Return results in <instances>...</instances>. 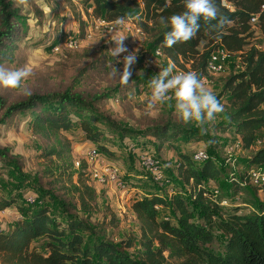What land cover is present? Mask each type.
<instances>
[{
	"label": "trees",
	"instance_id": "1",
	"mask_svg": "<svg viewBox=\"0 0 264 264\" xmlns=\"http://www.w3.org/2000/svg\"><path fill=\"white\" fill-rule=\"evenodd\" d=\"M215 2L220 5V0ZM224 2L227 7H221V12L228 16L231 23L222 33L217 34L201 20V28L194 38L169 48L164 46L163 40L170 26L161 24L159 19L181 13L184 10L183 0H82L87 10L92 8L93 15L108 21L141 14L137 25L146 34L152 33L154 36L148 53L160 47L167 60L186 71L192 69L200 77L207 74L209 54L219 44L230 51L241 52L243 70L226 79L219 97L228 94L230 123L224 131L234 126L243 148L250 149L264 129V48L252 42L254 30L250 19L253 14L262 11L264 0ZM17 15L18 9L14 7L13 0H0V64L4 63L14 43L23 37L21 28L15 23ZM260 24L264 34V14ZM81 27L84 34L82 20ZM104 96L94 95L89 100L82 93L67 88L51 93L34 92L22 100L8 103L0 95V122H10L19 113L29 112L33 131L37 133L68 131L75 126L74 114L87 140L97 143L99 151L108 153L109 148L101 143L104 130L96 123L106 124L110 131L120 134L121 139H125L130 130L96 109L94 104ZM145 132L159 140L161 146L173 148L179 147L178 137L206 140L196 129L178 124H157ZM209 153V159L197 162L193 153L179 151L178 179L181 185L188 187V191L179 186L175 192L165 195L155 183L145 189L144 196L131 204L140 223L141 234L138 238L120 242L106 234H99L90 223L98 207L97 190L89 181L91 172H88L89 166L85 162L81 165L77 182L67 187V193L60 194L54 187L45 188L36 182L38 197L29 205L22 202L19 192L10 195L0 192V210L17 207L22 216L10 228L0 231V263L264 264V202L258 201L256 206L254 195H251L252 200H246L243 204L251 207L252 211L245 214L240 208L243 204L222 205L224 198L241 199V193L249 190L243 182H250V175L241 172L238 179L230 181V190L215 195L209 181L223 180L228 169L223 162L220 163L223 168H219L214 150L211 149ZM62 154L63 150L53 146L39 155L63 158ZM142 154L154 156L152 152ZM248 162L250 165L264 166V145ZM0 163L5 168H14L23 173L20 158L10 146H0ZM250 186L255 190L254 194L264 191V182ZM37 198L41 200L40 203H36ZM167 207H172L178 213L177 223L160 215V210ZM227 207L232 210L229 211ZM108 223L118 225L120 218L113 212L112 220ZM99 224L104 227L105 220ZM216 228L227 235L223 253H215L204 247L215 240ZM135 245L142 248L137 257L129 251Z\"/></svg>",
	"mask_w": 264,
	"mask_h": 264
},
{
	"label": "rangeland",
	"instance_id": "2",
	"mask_svg": "<svg viewBox=\"0 0 264 264\" xmlns=\"http://www.w3.org/2000/svg\"><path fill=\"white\" fill-rule=\"evenodd\" d=\"M13 1L14 7L18 9L15 23L21 28L23 37L14 43L6 60L0 65L9 69L28 66L32 69V75L22 82L21 88L0 87V95L8 103H13L27 97L24 94L25 89L30 90L31 93H51L70 88L73 92L82 93L89 100L94 95L106 94L94 106L129 129L130 134L125 139H121L120 134L110 131L106 124L97 122L96 124L104 130L105 139L103 137L101 143L106 145L110 152L100 151V157L96 161H91L86 159L87 152L93 146L98 147V144L87 140L85 133L80 129L79 119L74 114L73 129L37 133L32 128V115L29 112L19 113L10 122H0V146L12 148L13 153L20 158L23 173L20 174L14 168H5L0 163V192L6 195L19 192L22 202L29 205L38 197L36 182H40L45 188L54 187L60 194L67 193V187L72 182H77L81 165L85 162L89 166L88 172H91L89 181L97 190L98 207L90 223L99 234H106L114 241L120 242L132 237L138 238L141 234L140 223L132 214L130 206L135 199L144 196L145 189H149L155 183L165 195L175 192L178 189L176 187L179 186L188 191V187L181 185L178 179L179 151L192 154L201 146L208 152L214 150L219 168H223L220 164L223 162L228 170L223 180H210L209 187L220 188L221 192L230 190L232 174L238 179L241 172L250 168L248 162L250 157L264 145V129L258 138L263 142L261 145L254 144L250 149L237 148L230 154L227 146L241 139L235 133L234 126L224 131L225 126L230 123L227 110L228 94L219 97L226 79L243 70L241 61L234 59L225 73L210 77L211 83L205 84L213 90L224 106L223 112L219 113L214 121L204 125L206 132L203 135L206 140L178 137V148L161 146L159 140L153 139L145 132L150 126L170 123L194 128L201 134L202 132L195 123L185 124L179 118L175 112L174 100L170 103L158 104L152 110V115L147 114L145 97L150 95L148 82L171 61L161 57L157 59L156 64L147 62L146 58L151 53H148V50L154 36L152 33L145 36H138L135 33L134 26H138L137 20L141 14L124 19L123 24L117 27V31L126 36L124 41L138 40L143 46L137 47V61L131 67L132 76L129 83L122 85L118 75H111L113 68L119 73L123 71L122 55L114 57L110 51L115 47L114 41L110 40L113 31L110 32L105 28L96 29L94 21L96 16L92 14V8L87 10L84 7L82 0H27L26 5L19 6L16 0ZM78 14L81 15L80 20ZM81 20L84 22V34H82ZM88 32H92V36H88ZM69 34L80 37L79 47L73 50L55 51L53 47L61 44ZM252 42L264 48V34L260 32L253 36ZM200 48L202 49L203 46ZM179 69L180 67L176 66L174 74L178 73ZM169 95L172 93L170 92ZM131 143L136 144L135 152L128 150ZM53 146L63 150V158L55 155L47 157L39 155ZM146 152H153L161 160L163 180L156 179L141 163V154ZM105 163L121 169L131 191L125 192L118 188L116 183H111L107 179V174L101 170V166ZM95 170L99 171L101 178L92 175ZM248 189L241 193V199L231 200L232 206L252 200L253 195L256 206L258 201L264 202V191L254 194L255 190L250 184ZM40 201L37 198L36 203ZM231 207L227 209L231 211ZM240 208L243 209L242 214L252 211L251 207L244 204ZM19 211L17 207L0 210V229L7 230L20 219L22 216ZM113 212L120 218L118 225L108 223L112 220ZM160 215L177 223L178 213L172 207L162 208ZM104 220V227H101L99 223ZM215 234V240L204 247L215 253H223L227 235L217 228ZM36 244L39 245L37 242ZM140 250L142 248L138 245L129 249L135 257Z\"/></svg>",
	"mask_w": 264,
	"mask_h": 264
},
{
	"label": "clouds",
	"instance_id": "3",
	"mask_svg": "<svg viewBox=\"0 0 264 264\" xmlns=\"http://www.w3.org/2000/svg\"><path fill=\"white\" fill-rule=\"evenodd\" d=\"M17 5H26L27 0H16ZM184 10L179 14L169 17L161 16L159 22L170 26V31L164 35L163 44L166 47H173L177 43H184L194 38L201 28L200 21L209 25L210 29L217 34L231 21L221 7H227L224 0L217 5L215 0H183ZM215 21L216 23H212ZM123 24L122 18H117L113 25L111 41L115 47L111 48L114 57L120 56L129 50L124 45L125 35L117 31V27ZM137 61L134 53L123 57V71L119 73L113 68L112 76H119L122 85H127L132 76L131 67ZM176 66L169 62L166 67L161 68L158 75L148 82L150 95L146 96L147 114L152 115V110L158 104L175 101V112L185 123H195L201 129L202 134L206 132L204 125L215 120L219 113L224 110L223 104L217 99L213 90L206 87L198 73L194 71L178 72L174 74ZM32 75V69L28 66L17 69H9L0 65V87L17 89L22 87V82ZM172 95H169V93ZM25 95L31 96L30 90L25 89Z\"/></svg>",
	"mask_w": 264,
	"mask_h": 264
},
{
	"label": "built area",
	"instance_id": "4",
	"mask_svg": "<svg viewBox=\"0 0 264 264\" xmlns=\"http://www.w3.org/2000/svg\"><path fill=\"white\" fill-rule=\"evenodd\" d=\"M262 14H264V5L262 6L261 12L255 13L251 16L250 24H251L252 29L254 30V36L262 32L261 24H260ZM94 21H95L96 29L105 28L106 30L110 32L113 30L114 21H108L107 19L103 17H95ZM134 30L138 36H145L146 34L143 31V29L139 26L135 25ZM88 36H92V32H88ZM80 43H81V39L79 36L69 34L64 38L61 44L55 45L53 49L55 51L73 50V49L78 48ZM124 45L127 47L129 51L126 53H122L121 54L122 57H124L125 55H128L129 53H134L137 56V52H136L137 47H143L142 44L138 40H134L133 42L124 41ZM241 54H242L241 52L230 51L223 44H219L218 46H216L215 49L211 51L208 57L207 74L201 76L204 83L210 84L211 83L210 77H214V76L225 73L234 59H238V61H241ZM164 56L165 55L163 53V50L160 47H157L154 51L148 54L146 60L148 63L153 65V64H156V61L158 58L164 57ZM178 72H187V71L180 68ZM262 107H264V104L262 105ZM262 143H263L262 140L258 139L255 144L261 145ZM241 147L243 148L242 140H238L237 142L228 145L227 151L231 154L237 148H241ZM128 150H130L131 152L132 151L135 152L136 144L135 143L129 144ZM210 156L211 155L208 152V150L202 149V148H198L193 152V158L197 162H202L204 160H207L210 158ZM99 157H100V151L98 147L93 146L89 148L87 152V158H86L87 160L96 161ZM141 163L145 166L147 170L151 171V174H153L156 177V179L158 180L164 179V174L161 170V167H162L161 160L159 158H157L156 156H149V155L141 154ZM77 164L79 165L80 162L78 161ZM101 170L103 173L107 174V179H109L111 183L117 184L118 188H120L121 190L125 192L131 191V188L127 186L128 184L124 180V174L119 167L109 164V163H105L103 164V166H101ZM245 172H248V174L250 175V182H246V181L243 182L245 186H248V184L261 185L264 182V166L251 165L250 168ZM92 175H94L96 178L100 177L98 170H95V173ZM234 178L235 176L234 174H232L230 181L233 180ZM214 193L215 195H219L220 194L219 188L214 189ZM237 199H239V197H236V200ZM221 204L230 205L231 200L224 198Z\"/></svg>",
	"mask_w": 264,
	"mask_h": 264
},
{
	"label": "crops",
	"instance_id": "5",
	"mask_svg": "<svg viewBox=\"0 0 264 264\" xmlns=\"http://www.w3.org/2000/svg\"><path fill=\"white\" fill-rule=\"evenodd\" d=\"M202 147V146H201ZM201 147H199V148H201ZM153 153V152H152ZM154 154V153H153ZM155 156V155H154ZM130 208H131V206H130ZM131 212H132V214L136 217V215H135V213H134V211L132 210V208H131ZM1 264V263H0Z\"/></svg>",
	"mask_w": 264,
	"mask_h": 264
}]
</instances>
